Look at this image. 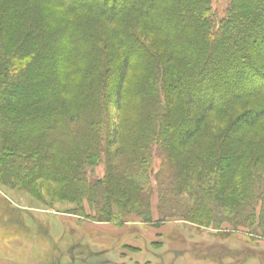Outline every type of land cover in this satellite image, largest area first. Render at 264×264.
Wrapping results in <instances>:
<instances>
[{
  "label": "trees",
  "instance_id": "trees-1",
  "mask_svg": "<svg viewBox=\"0 0 264 264\" xmlns=\"http://www.w3.org/2000/svg\"><path fill=\"white\" fill-rule=\"evenodd\" d=\"M258 97L203 132L216 108ZM259 124L264 0H229L220 17L212 0H0L1 184L53 182L96 222L126 221L130 201L141 222L226 223L264 238V126L246 134Z\"/></svg>",
  "mask_w": 264,
  "mask_h": 264
},
{
  "label": "rangeland",
  "instance_id": "rangeland-1",
  "mask_svg": "<svg viewBox=\"0 0 264 264\" xmlns=\"http://www.w3.org/2000/svg\"><path fill=\"white\" fill-rule=\"evenodd\" d=\"M228 2L212 0L218 17L224 15ZM146 38L147 43L154 40L153 34ZM150 54L153 65L159 67L164 61L161 53L152 48ZM133 67L145 66L135 63ZM142 75L143 71L132 70L130 85L136 86ZM78 80L74 73L68 81L76 84ZM261 101L259 97L242 99L231 109L216 108L205 119L203 132L218 134L235 114ZM109 110L115 113L113 106ZM263 126L248 131L247 137L258 134ZM158 165L156 159L154 172ZM103 173V164L94 168L96 176ZM56 189L50 181H38L29 188L0 183V264H264V238L231 230L226 223L215 230L176 219L141 222L131 214L134 206L130 201L122 207L126 221L96 222L75 215V200L56 197ZM81 202L84 215L93 213L85 198ZM149 202L152 219L156 220L160 217L156 192L150 193ZM110 209L115 213L120 208L111 204Z\"/></svg>",
  "mask_w": 264,
  "mask_h": 264
}]
</instances>
